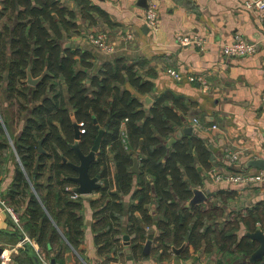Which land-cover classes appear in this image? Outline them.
Segmentation results:
<instances>
[{"label":"trees","instance_id":"trees-1","mask_svg":"<svg viewBox=\"0 0 264 264\" xmlns=\"http://www.w3.org/2000/svg\"><path fill=\"white\" fill-rule=\"evenodd\" d=\"M79 19L89 25H96L98 19L110 23L108 13L91 0H3L0 9V97L6 94L10 115L9 119L0 115V146L11 148L9 133L18 158L6 198L20 214L27 234L43 251L48 235L57 233L54 222L68 246L78 247L83 219L77 213L80 205L71 200L79 197L71 192L74 182L68 179L74 170L63 160H77L70 147L77 124L83 153L90 151L99 130H104L89 167L90 175L104 182L98 191L107 199L96 213L106 228L97 235V243L108 245L121 238L123 196L130 194L133 203L126 232L135 244L144 245L155 227L153 250L159 255L186 244L182 253L186 258L204 245L206 251L218 249L217 264H247L256 244L245 232L257 227L264 231V202L225 216L224 206L234 199L235 191L217 189L206 203L186 206L193 188L203 186V170L210 169L212 153L196 131L176 138L185 123L184 99L172 92L156 94V73L148 70L140 75L142 64L125 57L102 63L95 73L91 52L66 45L79 32ZM28 73L38 79L35 85L27 82ZM146 95L153 98L148 108L141 103ZM12 121L17 127L23 124L16 137ZM171 137L176 140L167 146ZM40 139L46 150L41 155ZM131 150L138 156L139 172L131 170ZM38 156L39 169L34 173ZM110 165L115 168L116 191L109 188ZM135 177L137 189L133 190ZM151 204L156 216L150 213ZM140 256L147 255L140 249Z\"/></svg>","mask_w":264,"mask_h":264},{"label":"crops","instance_id":"crops-1","mask_svg":"<svg viewBox=\"0 0 264 264\" xmlns=\"http://www.w3.org/2000/svg\"><path fill=\"white\" fill-rule=\"evenodd\" d=\"M243 1L145 0L148 6H154L158 12V27L152 31L145 23L148 6H142L141 0H91L108 13L110 23L98 19L96 25H89L79 19V32L67 42L73 48L92 53L95 73L102 63L125 57L142 64L140 75L144 76L148 70L156 73L153 78L156 94L172 92L184 99L187 113L184 116L185 123L179 130L191 125L193 131L207 141L212 153L210 169L203 170V186L197 187L209 191L207 200L210 193L217 189L235 191L234 199L224 206L225 216L234 210L244 213L247 208L264 202V184H231L215 180L217 174L264 170L249 164L253 159L264 160V100L261 97L264 87V36L258 12L245 9ZM68 5L75 8L73 2ZM2 7L3 0H0V9ZM100 31L107 34L108 41L115 47L113 53H103L89 41L90 33ZM236 33L257 41V51L247 56H223L220 45L228 43ZM177 36H200L208 47L202 51L196 45H180ZM77 68L82 69L80 65ZM168 68L184 75L202 74L209 86L204 88L196 82H190L185 76L180 80L174 79L166 73ZM6 98L2 92L1 103L6 105ZM179 114L183 115L182 112ZM194 118L208 125H217V129L199 131L193 126ZM22 125L21 122L16 130L11 127L13 137L17 136ZM7 138L11 148L0 146V192L6 201V193L18 162L9 133ZM233 151L239 152V160L230 163L225 159V154ZM114 174L115 168L110 165V191L117 190ZM99 182L103 187L102 179ZM133 185V190L137 189L136 177ZM98 190L92 194L71 197L72 201L80 205L77 213L83 219L77 249L68 246L61 228L52 221L57 233L48 235V246L43 249L52 260L56 256V262L60 264H100L103 261L108 264H217L221 258L216 247L206 251L204 245L196 252L191 250L186 258L182 257L186 245L180 255H176L172 249L178 246H172L171 252L159 255L153 250L156 247L154 238L158 234L155 227L150 254L140 256V249L143 254L144 245L135 244L126 232L128 209L133 203L130 194L123 196L125 211L118 227L122 230L121 238L117 242L109 241L108 245L97 243V235L105 233L106 228H102L96 213L107 205V199H103ZM150 211L152 216H156L152 204ZM42 222L40 220V226ZM219 222H223V219ZM244 230L242 228V232ZM20 238L21 234L12 225L9 215L0 208V247L4 253V258L0 255V264H39L35 250L37 247L41 250V246L35 239V248L22 246L12 250ZM246 263L252 264L247 260Z\"/></svg>","mask_w":264,"mask_h":264},{"label":"built area","instance_id":"built-area-1","mask_svg":"<svg viewBox=\"0 0 264 264\" xmlns=\"http://www.w3.org/2000/svg\"><path fill=\"white\" fill-rule=\"evenodd\" d=\"M243 5L245 9L255 10L258 12L260 21L262 23L263 36H264V0H244ZM158 12L154 6H148L145 12V23L152 30L156 31L158 27ZM89 41L97 47L103 53H113L115 51V47L108 41L107 34L104 31L100 32H92L88 36ZM177 41L180 45H196L200 48V50L207 49L206 41L200 36H177ZM258 42L252 41L245 38L243 35L236 33L232 36V39L228 43H222L220 45V53L225 57H240L252 55L257 51ZM166 73L170 75L172 78L180 80L184 76L190 82H196L204 88L209 86L207 80L202 74H194V75H184L182 72L177 71L172 68H168ZM261 97L264 100V87L261 91ZM193 126L199 131H210L217 129V125H208L206 123H202L197 118H194ZM262 143L264 145V135L262 139ZM225 159L230 163L238 162L239 160V152H227L225 154ZM215 180L218 182H225L231 184H246V185H259L264 184V170L259 171H246L239 170L230 173H222L215 175ZM77 195V194H75ZM0 208L4 212H6L12 225L20 232L22 238L19 240V243L12 247V250H16L19 247L30 245L32 247H36L35 240L31 238L27 232L25 231L23 224L20 220V214L15 211V209L8 205L6 199L0 192ZM36 255L39 260V264H59L58 262L52 261L50 257L40 250L38 247L36 248ZM1 258H4V253L1 254ZM100 264H108L107 262H100Z\"/></svg>","mask_w":264,"mask_h":264},{"label":"water","instance_id":"water-1","mask_svg":"<svg viewBox=\"0 0 264 264\" xmlns=\"http://www.w3.org/2000/svg\"><path fill=\"white\" fill-rule=\"evenodd\" d=\"M140 4L145 7L148 6L147 3H145V0H141ZM66 45L69 46V43H67ZM27 82L30 85H35L38 82V79L32 78L31 74L28 73ZM152 101H153V98L150 95H146L143 98H141V103H143V105L146 108L151 106ZM74 131H75V140L73 143H70V147L76 152L77 157L79 159V163L78 164L73 163L71 161H68L65 157L63 158L64 162H66L69 166H71L77 172V175L68 177V179L73 181L75 184L71 188V191L74 194H78V195L92 194L94 191L98 190L102 186L101 183L99 182L98 175L96 176L90 175L89 167H90V164L96 159L97 153L99 152L104 130L103 129L99 130L98 135L94 141V144L91 147L88 154L83 153L82 150L80 149V146H79L80 129L77 124L74 125ZM192 131H193V127L191 125H186V127L183 130L177 131L176 138L180 137L182 133H191ZM176 138L171 137L167 141L166 145L167 146L171 145L176 140ZM37 143H38L39 155L45 154L46 150L42 146V139L38 140ZM130 153L133 155V165L131 167V170L133 172H139L138 156L132 150L130 151ZM39 164H40V156H38L36 159L34 170H33L34 173L38 172ZM249 164L258 166L259 168H264V160L253 159L250 161ZM198 168L201 169V167H198ZM208 194H209V191H204L198 187H194L193 196L186 203V206L204 204L207 201ZM153 234H154V230L153 229L149 230L147 239L142 249V253L144 255H148L151 252ZM245 235L251 241L255 242L256 244L254 251L246 258V260L252 264H264V231L260 227H257L255 231L245 232ZM185 245L186 244H183L181 247H178V248L172 247V249L176 255H180L181 252L184 250ZM25 246L29 247L30 245H25ZM2 252H3V249L0 247V255L2 254Z\"/></svg>","mask_w":264,"mask_h":264},{"label":"rangeland","instance_id":"rangeland-1","mask_svg":"<svg viewBox=\"0 0 264 264\" xmlns=\"http://www.w3.org/2000/svg\"><path fill=\"white\" fill-rule=\"evenodd\" d=\"M5 106H6V108H5ZM1 113H2V115H4V117H10V115L8 114V108H7V105H5L4 103H1V101H0V115H1ZM6 115H9V116H6ZM15 118H16V117H15ZM15 121H16V119H15ZM15 123H17V121H16ZM15 123L12 121L11 126H12L13 129L16 130L17 125H15ZM10 143H11V142H10ZM16 212H17V211H16ZM17 213H18V212H17Z\"/></svg>","mask_w":264,"mask_h":264},{"label":"flooded vegetation","instance_id":"flooded-vegetation-1","mask_svg":"<svg viewBox=\"0 0 264 264\" xmlns=\"http://www.w3.org/2000/svg\"><path fill=\"white\" fill-rule=\"evenodd\" d=\"M85 154H88V153H85ZM75 163H79V159H78V157H77V160H76V162ZM74 170V169H73ZM74 175H77V172L74 170Z\"/></svg>","mask_w":264,"mask_h":264}]
</instances>
